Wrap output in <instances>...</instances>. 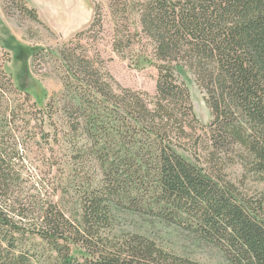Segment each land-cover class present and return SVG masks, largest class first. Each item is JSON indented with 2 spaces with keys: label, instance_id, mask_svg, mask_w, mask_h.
<instances>
[{
  "label": "trees",
  "instance_id": "obj_1",
  "mask_svg": "<svg viewBox=\"0 0 264 264\" xmlns=\"http://www.w3.org/2000/svg\"><path fill=\"white\" fill-rule=\"evenodd\" d=\"M140 13L159 72L153 97L120 87L76 49L60 52L64 90L48 106L66 147L58 202L20 164L29 97L16 95H28L27 62L43 50L24 56L18 87L0 66V264H203L140 234L113 242L120 211L185 224L228 264H264V196L223 177L240 162L264 182V0H146ZM179 67L205 91L209 126L196 118Z\"/></svg>",
  "mask_w": 264,
  "mask_h": 264
},
{
  "label": "rangeland",
  "instance_id": "obj_2",
  "mask_svg": "<svg viewBox=\"0 0 264 264\" xmlns=\"http://www.w3.org/2000/svg\"><path fill=\"white\" fill-rule=\"evenodd\" d=\"M145 2L0 0V66L16 87L20 84L24 56L34 49L44 53L41 59L35 60L32 56L28 60V95L18 90L16 98L24 103L29 97L21 113L20 132L28 143L21 148L20 164L26 177L32 180L30 183L41 185L44 180L50 184L52 188H46L49 198L55 194L53 184L59 180L66 162L60 117L48 108L64 90L66 69L60 52L76 49L78 55H85L103 67L120 87L155 96L159 73L152 57L154 46L143 34L140 24V10ZM19 47L24 48V53H20ZM177 73L180 83L190 92L200 125L209 126L214 118L205 91L191 72L179 67ZM201 126L195 131L198 135L205 133ZM180 153L191 160L187 153ZM223 177L246 195L264 196V182L246 172L240 162L228 166ZM36 186H29L30 191L35 193ZM54 196L57 202L61 199L59 192ZM27 208L33 211L34 207ZM115 218V229L109 235L113 242L122 235L140 234L177 256L203 264H228L223 254L184 231L185 224L183 227L170 225L122 211L116 212ZM37 242L39 251L44 252L41 241ZM71 248L76 258L81 259L84 251L73 245Z\"/></svg>",
  "mask_w": 264,
  "mask_h": 264
},
{
  "label": "flooded vegetation",
  "instance_id": "obj_3",
  "mask_svg": "<svg viewBox=\"0 0 264 264\" xmlns=\"http://www.w3.org/2000/svg\"><path fill=\"white\" fill-rule=\"evenodd\" d=\"M153 57V56H152ZM159 73V72H158ZM159 75V74H158ZM158 80H159V76H158ZM157 83H158V81H157ZM136 92H138V91H136ZM156 92H157V89H156Z\"/></svg>",
  "mask_w": 264,
  "mask_h": 264
}]
</instances>
